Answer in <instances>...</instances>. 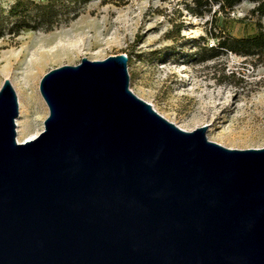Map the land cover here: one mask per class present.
<instances>
[{"label":"water","instance_id":"water-1","mask_svg":"<svg viewBox=\"0 0 264 264\" xmlns=\"http://www.w3.org/2000/svg\"><path fill=\"white\" fill-rule=\"evenodd\" d=\"M124 54L47 72L16 142L0 89V264H264V148L186 132L129 89Z\"/></svg>","mask_w":264,"mask_h":264},{"label":"rangeland","instance_id":"rangeland-1","mask_svg":"<svg viewBox=\"0 0 264 264\" xmlns=\"http://www.w3.org/2000/svg\"><path fill=\"white\" fill-rule=\"evenodd\" d=\"M14 1L0 0L1 17ZM63 1L65 6L73 2ZM185 1L90 0L77 5L76 18L72 12L65 14L51 30L22 31L16 37L4 33L0 38V69L5 65L3 55L22 46L31 49L39 39L51 42L60 38L75 49L70 58L61 57L44 66L34 92L26 89L27 101L12 86L25 77L24 66L0 76V88L9 80L18 102L16 142H25L18 131L30 132L36 138L44 129L49 110L40 96L39 83L47 72L75 66L82 58L101 61L124 54L129 56L130 91L165 120L186 132L205 127L206 139L224 148H264V62L254 65L250 59L229 53L201 62L199 55L201 46L216 44L211 35L254 34L253 4L242 2L213 19L189 14ZM82 27L85 32L79 34Z\"/></svg>","mask_w":264,"mask_h":264},{"label":"trees","instance_id":"trees-1","mask_svg":"<svg viewBox=\"0 0 264 264\" xmlns=\"http://www.w3.org/2000/svg\"><path fill=\"white\" fill-rule=\"evenodd\" d=\"M89 1L73 0L68 3L69 6H65L63 0L40 2L15 0L6 16H0V38L4 33L16 37L22 31L51 30L54 24L65 17V14L72 12V18H76L77 5L87 4ZM245 1L253 4L250 14L256 20L255 33L243 37H234L226 33L211 35L216 39V44L210 48L200 47L201 62L214 59L224 53L250 59L252 63H255L254 65L264 62V0H186L184 8L193 16H210L214 19L218 14H226ZM127 58L129 61V56Z\"/></svg>","mask_w":264,"mask_h":264},{"label":"bare ground","instance_id":"bare-ground-1","mask_svg":"<svg viewBox=\"0 0 264 264\" xmlns=\"http://www.w3.org/2000/svg\"><path fill=\"white\" fill-rule=\"evenodd\" d=\"M78 32L79 34H83L85 32V28H78ZM50 41L51 42L44 38L39 39L34 42L33 47V44L31 45V49H28V46H22L19 51H10L1 57V60H3L5 65L0 69V76H8L11 74L13 69L22 66L25 67V69L22 68L24 69L25 77L23 76L19 81L15 80L12 82L13 88L18 91V94L23 100H26L27 97H25L26 91L28 90L27 87H29L30 90L34 92L37 78L43 71V68L46 64L49 62L51 63L54 60L61 59V57L70 58L75 54L73 45H71L72 47L70 45H65L60 38ZM18 132L20 134V138H22L25 142L35 138V135L30 132Z\"/></svg>","mask_w":264,"mask_h":264}]
</instances>
